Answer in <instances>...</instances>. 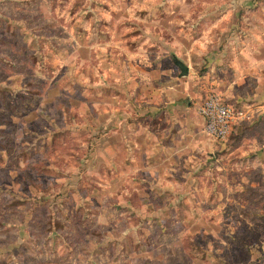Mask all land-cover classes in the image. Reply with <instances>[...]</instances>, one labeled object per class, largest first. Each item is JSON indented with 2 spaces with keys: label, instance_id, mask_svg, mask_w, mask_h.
I'll list each match as a JSON object with an SVG mask.
<instances>
[{
  "label": "rangeland",
  "instance_id": "374dc122",
  "mask_svg": "<svg viewBox=\"0 0 264 264\" xmlns=\"http://www.w3.org/2000/svg\"><path fill=\"white\" fill-rule=\"evenodd\" d=\"M221 79L264 90V0H0V264H264V168L173 140Z\"/></svg>",
  "mask_w": 264,
  "mask_h": 264
},
{
  "label": "crops",
  "instance_id": "0c3cea01",
  "mask_svg": "<svg viewBox=\"0 0 264 264\" xmlns=\"http://www.w3.org/2000/svg\"><path fill=\"white\" fill-rule=\"evenodd\" d=\"M191 75L189 74L188 78H190ZM201 79L204 80L203 84L205 87L206 82H210V76H205ZM225 80L226 79L215 80L214 83L211 82V84L217 83L219 85V87L216 88V91L220 94L221 98L224 97L227 102L242 104L243 101L241 100V97L232 93L228 87L226 88L225 83H227V81ZM182 84H175L173 87V94L171 96L172 99L167 102L168 106H170V104L174 105L172 106L174 109L172 112H174V114H172V117L170 118L173 123V127H177V132L174 133L173 140L176 141V139H178L181 142L185 141V144H180L181 146L184 145L181 147V150L182 148L189 149L190 147L193 148L194 151L201 153L207 150L208 143L206 138H208V136L204 133L203 118L197 117L196 115V98L199 96V91L197 88H194V86H190L189 88H186V92H184V90H181ZM220 84L224 85L220 86ZM178 86L182 91L181 93L179 92L180 90L177 89ZM245 104V106L249 108V118L243 121L235 122L232 127L231 135L226 140L217 141L216 151L219 152V157L221 158V162L223 164L222 167H224L223 171H228L229 169L234 171L237 164H240L244 165V168L253 167L254 169H259L261 173H263L261 170L262 167L264 168L263 86H258L251 100L246 101ZM162 118L163 116L159 115L157 121L160 122ZM169 121L170 120L168 118L167 122ZM156 139H158V137ZM239 170H241V168Z\"/></svg>",
  "mask_w": 264,
  "mask_h": 264
},
{
  "label": "built area",
  "instance_id": "2783aa9c",
  "mask_svg": "<svg viewBox=\"0 0 264 264\" xmlns=\"http://www.w3.org/2000/svg\"><path fill=\"white\" fill-rule=\"evenodd\" d=\"M198 113L204 120V133L217 141L229 137L235 122L249 118V112L245 108H236L212 93L198 107Z\"/></svg>",
  "mask_w": 264,
  "mask_h": 264
},
{
  "label": "water",
  "instance_id": "95a60500",
  "mask_svg": "<svg viewBox=\"0 0 264 264\" xmlns=\"http://www.w3.org/2000/svg\"><path fill=\"white\" fill-rule=\"evenodd\" d=\"M180 72H181V76H186L187 75V66L183 65V64H177Z\"/></svg>",
  "mask_w": 264,
  "mask_h": 264
},
{
  "label": "trees",
  "instance_id": "16d2710c",
  "mask_svg": "<svg viewBox=\"0 0 264 264\" xmlns=\"http://www.w3.org/2000/svg\"><path fill=\"white\" fill-rule=\"evenodd\" d=\"M226 102V101H225ZM227 103V102H226ZM229 104V103H228ZM237 108V107H236Z\"/></svg>",
  "mask_w": 264,
  "mask_h": 264
}]
</instances>
